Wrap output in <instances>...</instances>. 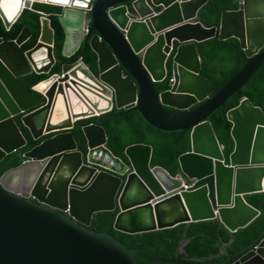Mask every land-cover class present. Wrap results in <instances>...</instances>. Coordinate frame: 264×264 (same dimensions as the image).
Returning a JSON list of instances; mask_svg holds the SVG:
<instances>
[{"label": "water", "instance_id": "obj_1", "mask_svg": "<svg viewBox=\"0 0 264 264\" xmlns=\"http://www.w3.org/2000/svg\"><path fill=\"white\" fill-rule=\"evenodd\" d=\"M214 1L0 0L6 30L25 10L41 16L34 48L22 49L33 35L27 27L15 40L0 39V163L13 153L22 160L0 177V264H138L135 250L90 229L96 214L116 208L113 229L129 235L214 219L234 234L260 215L245 196L264 192L263 111L242 98L226 112L228 163L208 118L264 65V0H233L237 10L206 28L202 9ZM52 16L65 32L63 59L89 46L96 73L81 56L56 59ZM215 37L237 40L247 62L211 94L197 45ZM32 72L46 79L29 90L20 77ZM168 72V88L158 92ZM113 109L135 110L160 131L189 132L190 150L177 157L174 175L150 166V145L126 147L127 163L111 153L99 122ZM20 115L35 141L54 135L21 151L28 140ZM88 119L95 121L82 128V150L72 130ZM189 241L148 264H264V232L210 261L203 260L215 255H189Z\"/></svg>", "mask_w": 264, "mask_h": 264}, {"label": "trees", "instance_id": "obj_2", "mask_svg": "<svg viewBox=\"0 0 264 264\" xmlns=\"http://www.w3.org/2000/svg\"><path fill=\"white\" fill-rule=\"evenodd\" d=\"M235 10H237V5L233 3V0H215L202 9L201 22L206 28H217L221 14L226 11ZM40 17L37 13L25 10L20 19L9 30L4 28L0 18V39L4 41L15 40L22 30L27 27L32 31L33 35L22 46V49L23 51H28L34 48L40 36ZM50 19L51 26L55 32L54 54L56 59L62 60L64 63H74L81 56L82 62L96 73L97 59L89 46L82 47L72 59H63L62 51L65 43V32L58 17L52 16ZM197 53L201 63L200 75L209 81L211 94L247 62L243 51L240 49L239 42L235 39L220 42L215 37L212 40L198 44ZM61 66L57 64L53 73L59 72ZM170 66L171 59L167 63V67ZM169 76L170 73L168 72L167 77L162 82L155 84L158 92L168 88ZM45 79L46 75H39L34 72L20 77L23 85L29 90H32L34 86ZM242 98L249 99L254 106L259 107L264 113V65L250 79L247 86L225 102L223 111L222 108H219L208 118L222 147L225 163H228L229 154L233 150V141L230 136L231 123L227 120L225 114L228 110L237 106ZM21 117L22 115L17 116L16 121L28 140V145L21 151L27 152L54 135L50 134L35 141L29 130L23 126ZM93 121L95 120L78 121L72 130L82 150L86 149V141L82 128ZM99 124L104 128L108 138V149L115 157L125 163H127L124 155L126 147L134 144L150 145L152 148L150 166L162 167L172 176L175 174L177 167V157L190 150L189 132L181 136V132L179 131L164 132L157 130L146 123L142 116L132 109H113L111 112L103 114L100 117ZM16 155V153H13L7 156L1 163L3 168L0 170V177L7 170L22 164V160ZM245 200L249 205L257 209L260 215L246 228L234 234H230L218 219L179 224L173 228L142 234H124L113 229V222L118 213L117 208L111 212L96 214L90 229L95 232H105L127 248L135 250V258L138 264H148L156 259H167L173 256L179 243L184 239L190 240L185 247L189 255L200 257L215 255L214 258H204L203 261L218 260L241 250L264 232V192L247 195L245 196ZM221 251L222 254H220ZM235 259L225 264H230Z\"/></svg>", "mask_w": 264, "mask_h": 264}, {"label": "bare ground", "instance_id": "obj_3", "mask_svg": "<svg viewBox=\"0 0 264 264\" xmlns=\"http://www.w3.org/2000/svg\"><path fill=\"white\" fill-rule=\"evenodd\" d=\"M59 2H62L63 0H57ZM43 87V86H42ZM129 94H131V92L128 90L124 91L121 95H120V101L125 100L127 97H129Z\"/></svg>", "mask_w": 264, "mask_h": 264}, {"label": "flooded vegetation", "instance_id": "obj_4", "mask_svg": "<svg viewBox=\"0 0 264 264\" xmlns=\"http://www.w3.org/2000/svg\"><path fill=\"white\" fill-rule=\"evenodd\" d=\"M236 5H237V4H236ZM235 11H236V10H235ZM80 50H81V49H80ZM80 50H79V51H80ZM1 163H2V162H1ZM1 163H0V164H1ZM2 166H3V165L1 164V165H0V169L3 168Z\"/></svg>", "mask_w": 264, "mask_h": 264}]
</instances>
